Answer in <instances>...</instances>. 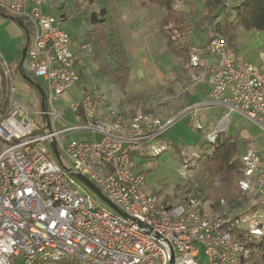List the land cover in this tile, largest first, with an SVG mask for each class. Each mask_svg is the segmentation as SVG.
I'll return each mask as SVG.
<instances>
[{"label": "built area", "instance_id": "2783aa9c", "mask_svg": "<svg viewBox=\"0 0 264 264\" xmlns=\"http://www.w3.org/2000/svg\"><path fill=\"white\" fill-rule=\"evenodd\" d=\"M0 9L28 25L25 61L47 87L46 109L40 101L31 111L16 99V67L0 54V264H170L167 249L133 219L172 245L175 264H242L245 248L237 233L264 236L258 213H215L183 190L171 200L146 191L140 167H152L136 160L165 151L151 143L174 121L142 113L126 119L107 90L84 85L68 107L80 124L59 129L68 123L58 102L81 81L77 68L83 64L70 35L49 14V0H0ZM206 53L203 60L194 54L192 64L204 67L209 98L264 130V51L258 65L246 63L216 37ZM78 131H90L93 139L66 140ZM53 142L61 158L71 160V168L64 165L71 172L58 162ZM242 160L239 186L250 208L264 198V155L248 151ZM73 173L87 177L128 217L98 202Z\"/></svg>", "mask_w": 264, "mask_h": 264}, {"label": "rangeland", "instance_id": "374dc122", "mask_svg": "<svg viewBox=\"0 0 264 264\" xmlns=\"http://www.w3.org/2000/svg\"><path fill=\"white\" fill-rule=\"evenodd\" d=\"M76 1L83 3V0L49 1L50 15L59 20L62 28L69 33L72 39L71 49L83 61L82 67L77 68L78 73L84 68L78 85L65 92L58 102V109L65 113L64 119L68 123L64 126L58 124L59 129L80 124L68 107L76 99L79 88L84 85L101 86L107 90L112 102L121 113L140 114L143 105L144 108H153L156 116L162 120L172 119L174 123L165 134L164 141L157 139L151 143L159 148L165 147V151L159 157L150 156L147 159L136 160L138 164L147 162L151 164L152 168L148 174L145 165H142L140 170L146 172V191L161 200L173 199L180 190L179 188L184 189L192 181L194 171L191 167L195 165V161L191 160L198 157V154L205 148L208 149L205 144L210 139L209 135L223 131L226 135L237 138L240 156L245 153V141L249 142L248 146L252 150L260 152L257 153L259 156L263 155V128L239 111L215 105L209 98V83L206 78L204 81L199 78V82L195 83V87L198 88L194 105L181 112L185 102L180 97L181 86L177 85L170 88L171 91L167 90L168 87H172V81L178 74V63L168 54L165 41L160 35L161 10L153 5L142 4V0H112L113 16L118 22L119 32L133 66L131 81L126 90L121 91L101 77L98 66L90 55L92 49L81 51L87 31V25L83 18L87 3L83 6V13L79 14V9L75 5ZM95 1L91 10L98 12L102 8L110 6L107 0ZM225 1L230 8L228 20L233 22L235 14L232 8L237 6L239 0ZM178 6L186 11H194L196 8L204 11V0H179ZM220 13L221 15L225 14L223 10ZM222 17L220 19H223ZM0 21H2L1 18ZM236 35L237 54L244 62L258 65L260 53L264 51V32L248 31L240 27ZM206 38L205 34L196 32L193 34L192 40L200 45L204 44ZM24 44V37H20L18 40L10 41L4 49H1L5 59L16 68H19ZM23 69L29 77L46 90V82L31 74L27 61L24 62ZM22 84H24L22 75L18 73L14 77L16 99L29 106L31 111L39 110L41 100H38L36 93L30 88L26 95L21 94L19 86ZM140 95H145V98L148 97V99L146 101L136 99ZM211 103L213 104L210 105ZM160 105L166 106L161 108ZM34 119L38 120L37 117ZM91 139H93V134L90 131H78L70 134L66 140L70 142ZM62 161L66 167H72L71 160L64 154H62ZM185 166H187L188 174L186 178L181 175ZM78 184L81 185L80 182ZM95 199L105 204L96 195ZM204 208L206 211H212L209 202L204 203ZM258 216L264 222L262 220L264 207L258 212Z\"/></svg>", "mask_w": 264, "mask_h": 264}, {"label": "trees", "instance_id": "16d2710c", "mask_svg": "<svg viewBox=\"0 0 264 264\" xmlns=\"http://www.w3.org/2000/svg\"><path fill=\"white\" fill-rule=\"evenodd\" d=\"M107 1L110 6L102 8L98 12L91 10V7L95 5V0H83V3L75 2L79 14L83 13V6L87 3L86 10L83 13L87 31L82 45L83 50L81 51L92 49L90 55L97 64L101 77L113 87L125 91L131 81L133 66L119 32L118 22L113 16L112 0ZM178 2L179 0H142V4L153 5L162 12L160 35L165 41L168 54L178 63V74L172 81V87H168L167 90L171 91L170 88L177 85L181 86L182 93L180 97L185 101L182 105L181 112H183L194 105L198 88L195 87V83L199 82L197 75L203 73V77L208 78L202 65L193 66L192 56L199 54L203 60L208 56L206 48L216 37L224 38L236 52V32L240 27L248 31L264 32V0H239L237 6L232 8L235 14L233 22L228 20L230 8L225 0H204V11H200L198 8L194 11H186L178 6ZM186 4L193 5L191 3ZM222 10L225 14L221 15L220 11ZM0 16L4 18L6 16L11 17L2 9H0ZM221 17L223 19H220ZM14 20L19 22L16 18ZM24 25L29 31L28 25ZM196 32L206 35L207 38L204 44L197 45L192 40L193 34ZM26 36L25 31H23L25 44ZM77 59L82 61L80 56H77ZM83 70L84 68L79 73L80 77L83 76ZM208 83L212 88L210 80ZM34 90L38 100H41L39 92L36 89ZM136 99L146 101L148 97L145 98V95H140ZM164 106L166 105H160L161 108ZM141 112L157 117L154 109L150 107L144 108L142 105ZM121 114L126 119L139 115L135 112L131 115L124 112ZM169 129L159 136L160 140L164 141L163 138ZM216 136L215 141L207 140L205 147L208 146V149L205 148L204 151L198 154V157L191 160L195 161V165L191 167L194 171L193 179L184 189H179L186 193H192L201 200L203 207L204 203L209 202L212 212L215 213H231L238 208H245L243 211L246 210L251 213L259 212L263 203L258 202L247 208L249 201L239 186L240 180L244 178L245 169L242 158L248 151L249 142H244L246 150L240 156L237 138L226 135L223 131L216 133ZM150 170L147 169V174ZM85 189L89 191L88 188L85 187ZM237 237L245 248V252L241 256V263L264 264V236L258 238L248 233L238 232Z\"/></svg>", "mask_w": 264, "mask_h": 264}, {"label": "water", "instance_id": "95a60500", "mask_svg": "<svg viewBox=\"0 0 264 264\" xmlns=\"http://www.w3.org/2000/svg\"><path fill=\"white\" fill-rule=\"evenodd\" d=\"M6 18L14 21V18L13 17H9V16H6ZM18 24L20 25V27L23 29V31H25L26 33V44L22 50V59H21V62L19 64V71L22 75V78L25 82H27V84L36 89L40 96H41V108L43 110L46 109V94H45V91L44 89L36 82L34 81L31 77H29L24 69H23V65H24V62L26 60V56H27V50H28V45H29V31L28 29L25 27V25L22 23V22H18ZM52 148H53V151H54V154L58 160V162L64 166L63 164V161H62V158H61V155L58 151V148H57V145L55 142L52 143ZM64 168L71 172V169H68L64 166ZM73 176L75 178H77L82 184H84L90 191H92L97 197H99L101 199L102 202H104L107 206H109L110 208H112L115 212H117L118 214H120L121 216L127 218L128 216L123 213L117 206H115L102 192L101 190L96 187L87 177H85L84 175L82 174H76V173H73ZM136 225H138L140 228H142L147 234H151L152 235V238L158 242L159 244H161L163 247H165L169 253V256H170V264H175V258H174V250H173V247L172 245L164 240L162 238V236H160L159 234L157 233H153L152 229L148 226H146L144 223L136 220V219H133L132 220Z\"/></svg>", "mask_w": 264, "mask_h": 264}, {"label": "crops", "instance_id": "0c3cea01", "mask_svg": "<svg viewBox=\"0 0 264 264\" xmlns=\"http://www.w3.org/2000/svg\"><path fill=\"white\" fill-rule=\"evenodd\" d=\"M0 18L2 19V21H0V54L2 55V57L5 59V57L3 56V54L1 53V49H4V47L6 46V45H8V43L10 42V41H15L16 39L18 40V39H20V37H23V29L20 27V25L18 24V22L17 21H12V20H10V19H8V18H4V17H2V16H0ZM5 61H7L6 59H5ZM8 62V61H7ZM9 63V62H8ZM10 64V63H9ZM10 65H12V64H10ZM14 67H15V65H13ZM198 76V78H200V79H202V81L203 80H205V78L203 77V73H201L200 75H197ZM197 76H195V77H197ZM199 79V80H200ZM208 81H209V79L208 78H206ZM196 80V79H195ZM24 81V80H23ZM197 81V80H196ZM19 88L21 89V94H23V95H26L27 93H28V90H30L31 89V91H33V92H35V90L34 89H32V87H30L28 84H27V82H25L24 81V84H22V85H20L19 86ZM30 88V89H29ZM210 91H211V87H210V84H209V94H210ZM210 100V99H209ZM212 101V100H211ZM213 102V101H212ZM214 103V102H213ZM213 103H211L210 105H212ZM215 105H218V106H222V107H224V108H228V107H226V106H223V105H221V104H219V103H214ZM229 109V108H228ZM247 150L248 151H254V150H252L250 147H248L247 148ZM247 151V152H248ZM246 152V153H247ZM255 152L256 153H260V152H257L256 150H255ZM263 154H264V150H263ZM258 202H262L263 203V205H262V208L264 207V198H261L260 200H258L256 203H258ZM261 208V209H262ZM239 209V208H238ZM258 213V212H257ZM263 218V217H262ZM263 220H264V218H263Z\"/></svg>", "mask_w": 264, "mask_h": 264}, {"label": "flooded vegetation", "instance_id": "af4514ba", "mask_svg": "<svg viewBox=\"0 0 264 264\" xmlns=\"http://www.w3.org/2000/svg\"><path fill=\"white\" fill-rule=\"evenodd\" d=\"M18 73H20V71H19V69L17 68V69H16V74H18Z\"/></svg>", "mask_w": 264, "mask_h": 264}]
</instances>
